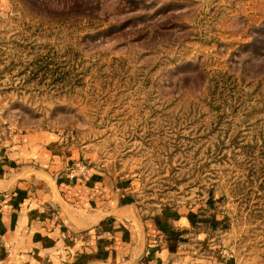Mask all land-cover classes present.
Segmentation results:
<instances>
[{
  "label": "rangeland",
  "instance_id": "obj_1",
  "mask_svg": "<svg viewBox=\"0 0 264 264\" xmlns=\"http://www.w3.org/2000/svg\"><path fill=\"white\" fill-rule=\"evenodd\" d=\"M6 153L117 193L66 264H264V0H0Z\"/></svg>",
  "mask_w": 264,
  "mask_h": 264
},
{
  "label": "crops",
  "instance_id": "obj_2",
  "mask_svg": "<svg viewBox=\"0 0 264 264\" xmlns=\"http://www.w3.org/2000/svg\"><path fill=\"white\" fill-rule=\"evenodd\" d=\"M37 138L34 137L33 148L21 157L20 162L50 166V157H44L42 153L47 155L46 151H51L52 164L56 157L57 163H65L61 167L57 166L60 169H55V165L48 167L53 175L58 176L66 168L68 158L61 156L60 151L57 154L52 152L57 147H47V142ZM10 155L11 153H6L4 158L0 157V264H42L45 261L66 264V254L80 248L79 232L83 218H89L90 214L91 220L96 219L98 214L93 205L114 202L113 197L117 193L113 192V197L106 201L102 199V202H94L95 199L90 200L87 190L88 186L95 183L93 179L71 184L72 181L63 175L60 177L61 183L56 184L53 180L47 181L41 174L31 173L12 185L7 172L8 169L11 170L9 165L13 160L8 159ZM27 156L39 158L26 160ZM58 187L64 192V198L60 196ZM106 194L108 193H104ZM119 199L122 202L124 195L119 194ZM77 215H82L80 222Z\"/></svg>",
  "mask_w": 264,
  "mask_h": 264
}]
</instances>
